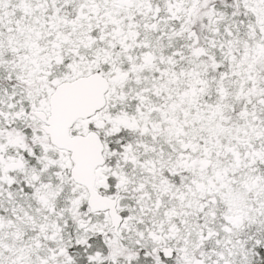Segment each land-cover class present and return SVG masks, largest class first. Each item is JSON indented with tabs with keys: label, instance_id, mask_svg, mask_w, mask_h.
Returning <instances> with one entry per match:
<instances>
[{
	"label": "snow or ice",
	"instance_id": "1",
	"mask_svg": "<svg viewBox=\"0 0 264 264\" xmlns=\"http://www.w3.org/2000/svg\"><path fill=\"white\" fill-rule=\"evenodd\" d=\"M0 264H264V0H0Z\"/></svg>",
	"mask_w": 264,
	"mask_h": 264
}]
</instances>
